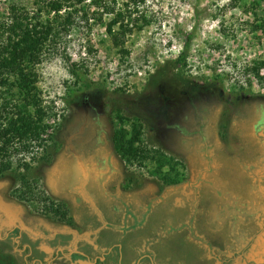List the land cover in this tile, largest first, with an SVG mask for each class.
<instances>
[{"label": "rangeland", "instance_id": "1", "mask_svg": "<svg viewBox=\"0 0 264 264\" xmlns=\"http://www.w3.org/2000/svg\"><path fill=\"white\" fill-rule=\"evenodd\" d=\"M39 4L0 0V20ZM263 6L145 0L150 22L123 47L105 15L47 42L39 144L0 155V264H264V79L246 72L264 60ZM136 119L140 146L176 160L180 181L115 151Z\"/></svg>", "mask_w": 264, "mask_h": 264}, {"label": "trees", "instance_id": "2", "mask_svg": "<svg viewBox=\"0 0 264 264\" xmlns=\"http://www.w3.org/2000/svg\"><path fill=\"white\" fill-rule=\"evenodd\" d=\"M34 12L20 10L16 5L9 7L8 14L0 20V155L13 151L27 150L30 143L37 142L44 127L46 109L37 86V65L42 60V52L47 42L56 40L62 33H67L71 25L79 20L78 25L91 28L95 21L103 24V17L109 20L103 24L104 30L115 46H122L124 37L134 29H141L150 19L139 5L145 0H41ZM258 5V2H256ZM264 11V6L262 8ZM78 18V19H76ZM264 33V15L257 18L253 26ZM191 33L185 35V42L174 58L179 66L186 65L185 51L191 40ZM264 60H254L246 67L258 79ZM121 116H118V119ZM124 120L121 119L120 123ZM128 120V119H127ZM141 121H130V126L123 124L113 132L112 140L115 151L126 162L155 164L151 171L156 176L161 174L167 184L180 181L181 172L178 162L159 149H147L140 146ZM123 123V122H122ZM38 143V142H37ZM39 144V143H38ZM172 159V158H171ZM168 165L167 171L162 167ZM25 166H28L25 164ZM4 167V166H2ZM173 171V173H171ZM24 183L28 181L24 179ZM18 189V188H16ZM62 223L67 224L64 204L52 208ZM66 220V221H65Z\"/></svg>", "mask_w": 264, "mask_h": 264}]
</instances>
